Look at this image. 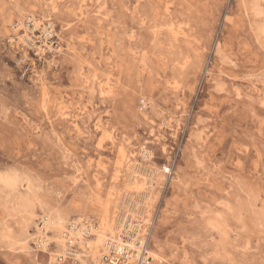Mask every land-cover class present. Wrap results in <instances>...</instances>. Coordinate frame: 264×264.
<instances>
[{
    "label": "rangeland",
    "instance_id": "obj_1",
    "mask_svg": "<svg viewBox=\"0 0 264 264\" xmlns=\"http://www.w3.org/2000/svg\"><path fill=\"white\" fill-rule=\"evenodd\" d=\"M37 1L0 0V171L26 177L33 202L96 222L95 198L132 171L124 155L166 165L148 247L165 264H264V0ZM33 13L53 33L16 42ZM5 198L0 229L20 235L25 212ZM20 245L0 242V264H52Z\"/></svg>",
    "mask_w": 264,
    "mask_h": 264
},
{
    "label": "bare ground",
    "instance_id": "obj_2",
    "mask_svg": "<svg viewBox=\"0 0 264 264\" xmlns=\"http://www.w3.org/2000/svg\"><path fill=\"white\" fill-rule=\"evenodd\" d=\"M47 1L50 3L52 10H55V11L58 10V6H59L58 0H47ZM17 3L18 1L15 2V4ZM258 10H256L257 12L256 14L259 13ZM42 18H46V16L43 15ZM30 22L32 23L33 27H30L31 25L28 26L25 23L24 18H20L18 20L17 27H14L15 36L17 35L15 38L16 42L22 43L25 45H33L36 42V39L34 38L33 35H31V33H33L34 30L38 28L41 29V32L45 34L46 37H48L49 35L53 33L52 29L54 27V24L50 21V19H48V21H45V19L38 20V17L36 16V14L33 13V17L30 19ZM114 23L117 24L116 22ZM67 26L69 27L70 23H68ZM261 27L262 28L260 29L264 30V26H261ZM21 30H24L25 34L23 33V35H19V32ZM48 48L51 49L52 46L49 45ZM60 49L59 51H61ZM94 77H96V74L94 75ZM40 79H43V78H40ZM260 95L264 96V90L262 88H261ZM71 113L72 112H69L68 110H64L61 112V114L65 118L69 116ZM244 148L246 149V146ZM142 149H143L142 153H143L144 158L149 159L152 157L151 150H149L146 146L143 147ZM246 152H247V149H246ZM123 154L124 153H122V155ZM124 158H125L124 160L126 163L125 165L129 168V170H132V171L128 175V179H126L123 183H121L123 185H120L119 187L112 186L108 190L106 197L100 198V196H98L95 198L96 202L98 203L95 205L97 207L96 208L97 213L95 215L96 222H94L93 219H91L90 217L84 220H81L79 217L71 221L70 216L67 215L66 213H63L58 209L50 207L49 205L44 204L41 201H39V203L33 202V199H35V197L37 196L33 193V188L29 184V181L26 180V177H20L18 173L13 170L12 171L11 170L10 171H6V170L0 171V197L2 196V194H4V196L6 197L5 202L11 203L12 205L11 210H13L15 214L20 213L21 215V213L23 212L26 213V214L23 213L24 216L22 215L25 218V221L23 220L24 225L22 227L21 234L16 235L11 230V228L3 227L0 229V242L5 243L11 249H15L16 245L19 243L21 245H24L23 247L26 248L28 246L29 240H32L33 242L36 243V246L38 248H40L43 252L49 254L50 262L52 264H58L59 261H64L66 259H72V258L74 260L77 259L79 261V264H108V263H104L103 257L111 249H113L118 254H126L127 258L124 259L121 262V264H123V262L124 264H165V260L168 257L165 258V253H164V250L161 248V246L158 243H155L153 248L150 249L148 247L149 246L148 244L150 242L149 239L152 236V230L155 225L154 218L156 216L155 217L153 216L152 208L154 207V204L156 203L157 199L160 197V196L158 197V188L162 186L163 184L169 182L171 179H174V176H172L174 171L173 169L167 167L166 165H164L162 168H159V167H151V168L149 167L148 168L146 166L143 167L142 163L137 161L135 158H132L126 155H124ZM121 166L122 165H120V167ZM114 184H116V182ZM221 193L223 192L221 191ZM225 198H228V197H225ZM235 198H238V197H235ZM258 201L260 202V200ZM256 202L257 200L254 201V203ZM229 205H226V206H229ZM37 206L39 207L40 212L37 211ZM243 206L245 205L242 204V207ZM37 216H39V220H40L39 223H37V220H36ZM33 223L35 224L37 223V230L34 234H32L30 231ZM146 223H149L150 226H149L148 231L145 230V232L147 231L145 233L146 236H143L144 232H140L141 230L140 228H142ZM258 235H261V233L259 234L258 232ZM52 243L55 244L54 250H51ZM246 248L248 249V246ZM225 253H228V252L225 251ZM229 255L230 254H228V256ZM113 264H116V263H113Z\"/></svg>",
    "mask_w": 264,
    "mask_h": 264
},
{
    "label": "built area",
    "instance_id": "obj_3",
    "mask_svg": "<svg viewBox=\"0 0 264 264\" xmlns=\"http://www.w3.org/2000/svg\"><path fill=\"white\" fill-rule=\"evenodd\" d=\"M126 258H127L126 254H118L113 249H111L109 253L104 255L103 260L108 264H113V263L121 264V262Z\"/></svg>",
    "mask_w": 264,
    "mask_h": 264
}]
</instances>
